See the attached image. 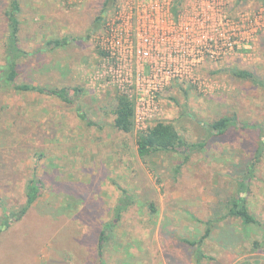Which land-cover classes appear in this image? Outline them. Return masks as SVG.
Here are the masks:
<instances>
[{
  "label": "rangeland",
  "instance_id": "374dc122",
  "mask_svg": "<svg viewBox=\"0 0 264 264\" xmlns=\"http://www.w3.org/2000/svg\"><path fill=\"white\" fill-rule=\"evenodd\" d=\"M19 1L17 82L67 87L71 101L0 89L5 208L26 203L24 185L34 173L44 183L42 196L0 234V264H195L194 248L182 240L199 239L208 219L214 224L203 244L205 264H264V254L253 245L264 244V21L244 48L198 68L205 87L175 79L159 93V110L148 125L173 123L185 142L204 145L159 152L149 167L137 153L141 128L123 132L114 126L112 109L120 92L95 78L101 66L97 37L105 23L96 19L106 0ZM127 2L117 0L105 18ZM8 3L0 0V62ZM230 9L253 13L264 9V0H230ZM236 68L251 71L255 79L235 76ZM226 115L237 126L212 137L206 124ZM253 159L255 170L241 195L260 222L246 225L225 213ZM123 190L133 203L116 219L100 255V230L114 220ZM2 216L0 206V221Z\"/></svg>",
  "mask_w": 264,
  "mask_h": 264
},
{
  "label": "built area",
  "instance_id": "2783aa9c",
  "mask_svg": "<svg viewBox=\"0 0 264 264\" xmlns=\"http://www.w3.org/2000/svg\"><path fill=\"white\" fill-rule=\"evenodd\" d=\"M263 14L264 9L232 14L230 0H128L104 18L95 78L133 102L135 125L142 131L158 112L166 86L185 79L205 87L198 68L244 48L262 29Z\"/></svg>",
  "mask_w": 264,
  "mask_h": 264
},
{
  "label": "trees",
  "instance_id": "16d2710c",
  "mask_svg": "<svg viewBox=\"0 0 264 264\" xmlns=\"http://www.w3.org/2000/svg\"><path fill=\"white\" fill-rule=\"evenodd\" d=\"M117 0H106L102 9L103 14L98 16L96 21L101 22L105 18V13ZM21 11L19 0H9L8 6L4 11L8 22V35L7 41L5 42L4 49V60L0 62V89L4 86H10L16 91H38L50 95H55L66 101H71L68 97L69 91L67 87L62 88H50L47 86L35 85L32 83H18L17 78L19 75V58L22 54V50L19 45L20 37V24L19 13ZM264 39V38H263ZM57 44V43H56ZM233 74L239 78L255 79L254 74L251 71L244 69H233ZM80 91V89H75ZM114 115V126L123 132H132L135 128L134 120V104L125 95L119 93L116 96V104L112 109ZM85 118L86 116L82 114ZM235 118L229 116H220L212 122L207 123L212 137H221L232 128L237 126ZM249 128V126H247ZM252 127V126H250ZM5 144L2 143V147ZM136 145L138 156L144 163L151 167V157L159 152L168 151H179L180 149L184 152H189L196 147H202L204 144L187 143L183 140L180 132L173 123L157 121L156 123L150 124L149 127L137 133ZM262 149L259 148L258 153ZM257 159H253L247 166V171L244 176L241 177L239 191L234 193L228 198L225 215L227 217L240 218L246 225L248 224H259V219L251 211L246 199H242V193L247 189V183L249 176L252 171L255 170ZM0 169L4 170L2 167ZM44 190V183L42 179L37 175L33 174L29 177L24 185V195L26 197V203L21 208L13 209L9 211L5 208L2 198L0 196V206L3 210V216L0 221V234L7 230L13 223L20 221L23 216L28 212L30 207L42 196ZM248 190V189H247ZM133 196L126 190H123V196L119 201L116 211L115 218L109 222L103 224L100 230L98 238L99 254L104 253L106 245L112 238L113 228L116 226V219H120L121 214L127 210L132 202ZM150 207L153 211H156L155 204L150 202ZM222 205L220 208H222ZM206 229L204 234L199 239L183 238L182 241L194 248V254L196 255L195 264H205L203 260L206 258L203 252V244L205 239L209 238L212 234V228L214 222L211 219L205 221ZM253 245L256 246L264 254V244L260 241H253Z\"/></svg>",
  "mask_w": 264,
  "mask_h": 264
}]
</instances>
